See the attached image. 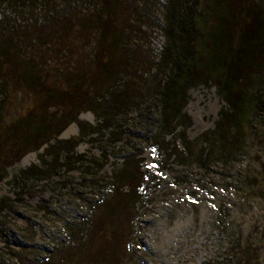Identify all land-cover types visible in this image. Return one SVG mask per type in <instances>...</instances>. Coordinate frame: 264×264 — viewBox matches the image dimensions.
<instances>
[{
  "label": "trees",
  "instance_id": "obj_1",
  "mask_svg": "<svg viewBox=\"0 0 264 264\" xmlns=\"http://www.w3.org/2000/svg\"><path fill=\"white\" fill-rule=\"evenodd\" d=\"M117 2L0 0L14 17L28 16L18 27L0 20V118L16 97L25 102L17 120H0V143L8 142V165L43 149L37 164L10 176L18 190L14 198L0 199V218L15 212L30 186L66 188L59 179L75 170L92 182L95 197L75 194L85 215L59 216L63 241L41 246V234L23 227L18 248L7 243L0 264H145L136 254L145 251L137 229L147 177L139 163L144 150L156 167L169 163L208 173L210 166L234 165L249 148L264 145V0H166L163 44L151 55L140 31L116 17L130 12ZM85 3L94 9L76 10ZM38 7L40 18L25 15ZM141 11L147 17L146 4L127 18L138 21ZM198 86L213 87L224 105L213 129L190 140L185 107L189 90ZM87 111L95 125L80 121ZM73 123L78 136L60 140ZM86 139L99 156L76 154ZM110 158L116 168L100 177ZM5 162L0 157V166ZM240 188L264 197L261 170ZM241 254V264L252 258L248 250Z\"/></svg>",
  "mask_w": 264,
  "mask_h": 264
},
{
  "label": "rangeland",
  "instance_id": "obj_2",
  "mask_svg": "<svg viewBox=\"0 0 264 264\" xmlns=\"http://www.w3.org/2000/svg\"><path fill=\"white\" fill-rule=\"evenodd\" d=\"M165 1L117 2L133 14L134 7L139 9L143 4L147 5V17L141 11L138 21H135L136 16L133 17L132 14L131 20L127 18L129 13L122 16L116 12L120 14L116 17L119 21L124 18V23L130 22L133 25L131 27L140 31V37L145 41L142 47L149 55L158 53L163 44L161 11ZM91 4L77 5L76 10L81 13L92 11L94 7ZM38 8L25 15L40 18L42 9ZM4 17L16 27L28 18L14 17L0 5V20ZM24 104L23 99L16 97L13 109L8 112L7 117L0 118L1 121L4 120L3 124L17 120V112ZM223 105L213 87L198 86L189 90L185 111L191 121L187 131L190 140L213 129ZM79 119L90 125L97 122L94 114L89 111L81 113ZM78 132L77 125L73 123L61 133L59 139H72L78 136ZM6 143L8 142L0 143V157L6 161L0 166V199L15 197L14 193L18 188L9 184L10 176L37 164L39 155L43 153V149L29 152L20 159L15 158L14 162H10L11 159L8 165ZM76 154L84 155L88 159L99 156L100 150L96 144L93 145L86 139L78 145ZM139 158L143 167L141 172L147 175L141 188L145 198L137 212L138 241L145 248L144 252H136L141 261L145 264H241V253L248 250L252 253V258H249V262H244L245 264H264V197L240 192V184L244 178L260 170L264 175V145L260 149L249 148L234 165H212L208 173L197 168L172 166L169 163L156 167L155 159L146 149ZM117 163L114 158H110L98 175L106 178L104 174L110 175ZM79 175L80 172L75 170L71 176L59 179L62 184H67L66 188L44 183L30 186L23 200L16 206L15 212L10 213L8 218L4 217L6 212L1 214L0 255L7 252V243L12 249L18 248L24 232L23 227L41 234V246L50 244L48 247L53 248L51 242L64 240L59 216L71 220L73 217L82 218L85 215L78 209L80 202L75 194L95 199L92 182H83Z\"/></svg>",
  "mask_w": 264,
  "mask_h": 264
}]
</instances>
